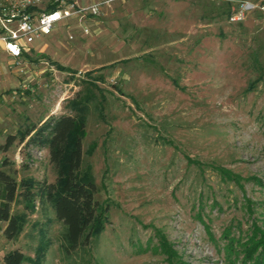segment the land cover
Wrapping results in <instances>:
<instances>
[{
	"label": "rangeland",
	"instance_id": "rangeland-1",
	"mask_svg": "<svg viewBox=\"0 0 264 264\" xmlns=\"http://www.w3.org/2000/svg\"><path fill=\"white\" fill-rule=\"evenodd\" d=\"M239 1L67 0L30 55H0V170L52 182L46 148L1 146L67 113L65 100L96 79L101 105L89 107L81 165L107 207L96 246L69 260L48 206L15 239L0 222V261L42 249L36 264L247 263L243 248L264 242V187L253 180L264 182V0L231 20Z\"/></svg>",
	"mask_w": 264,
	"mask_h": 264
},
{
	"label": "trees",
	"instance_id": "trees-1",
	"mask_svg": "<svg viewBox=\"0 0 264 264\" xmlns=\"http://www.w3.org/2000/svg\"><path fill=\"white\" fill-rule=\"evenodd\" d=\"M53 8L55 3H47L44 7L45 10ZM49 62L59 70H66ZM94 80L87 81L73 97L65 100L64 108L67 113L50 114L40 120L38 125L30 124L23 130L6 136L1 146L3 150L15 138L23 147L46 148L54 180L46 182L32 177L15 179L0 170V222L4 223L2 235L5 239H15L26 222L27 214L32 213L36 205H39L40 208L48 206L60 223L55 242L63 259H71L79 249L84 253L96 246L97 237L107 222V207L95 201L93 196L96 186L93 177L89 168L81 165V139L85 135L84 126L89 107L100 110L101 105L93 91L95 89L99 93L101 90ZM93 148L94 144L90 143L85 153L90 154ZM217 170L226 179L237 182L238 177L231 172ZM253 180L264 187V182ZM10 203H20L23 211L11 213ZM257 249L259 251L255 254ZM41 250H37L33 258L18 249L9 250L2 255L0 264H36ZM243 256L246 264H264V242L258 240L246 246L243 248Z\"/></svg>",
	"mask_w": 264,
	"mask_h": 264
},
{
	"label": "built area",
	"instance_id": "built-area-1",
	"mask_svg": "<svg viewBox=\"0 0 264 264\" xmlns=\"http://www.w3.org/2000/svg\"><path fill=\"white\" fill-rule=\"evenodd\" d=\"M39 1L0 0V49L13 59L30 55L34 40L49 34L54 24L68 15L65 6L67 0H48L47 3H55L52 10H45V6L39 9ZM255 6L250 0L239 1L231 9L230 19H240ZM261 8H264V4Z\"/></svg>",
	"mask_w": 264,
	"mask_h": 264
},
{
	"label": "crops",
	"instance_id": "crops-1",
	"mask_svg": "<svg viewBox=\"0 0 264 264\" xmlns=\"http://www.w3.org/2000/svg\"><path fill=\"white\" fill-rule=\"evenodd\" d=\"M0 55H3V57H4L7 54L2 49H0Z\"/></svg>",
	"mask_w": 264,
	"mask_h": 264
}]
</instances>
